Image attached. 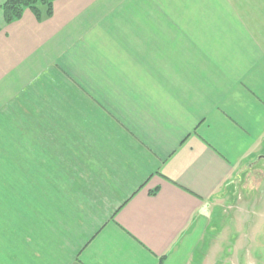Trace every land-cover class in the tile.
<instances>
[{
  "label": "crops",
  "instance_id": "crops-1",
  "mask_svg": "<svg viewBox=\"0 0 264 264\" xmlns=\"http://www.w3.org/2000/svg\"><path fill=\"white\" fill-rule=\"evenodd\" d=\"M262 155L264 0L0 11V264H193Z\"/></svg>",
  "mask_w": 264,
  "mask_h": 264
},
{
  "label": "rangeland",
  "instance_id": "rangeland-1",
  "mask_svg": "<svg viewBox=\"0 0 264 264\" xmlns=\"http://www.w3.org/2000/svg\"><path fill=\"white\" fill-rule=\"evenodd\" d=\"M260 157L214 197L193 264H264V155Z\"/></svg>",
  "mask_w": 264,
  "mask_h": 264
},
{
  "label": "trees",
  "instance_id": "trees-1",
  "mask_svg": "<svg viewBox=\"0 0 264 264\" xmlns=\"http://www.w3.org/2000/svg\"><path fill=\"white\" fill-rule=\"evenodd\" d=\"M52 3L53 0H4L0 11L6 25L19 20L25 10H29L40 21L43 17L52 15ZM154 193L155 191L152 192Z\"/></svg>",
  "mask_w": 264,
  "mask_h": 264
},
{
  "label": "water",
  "instance_id": "water-1",
  "mask_svg": "<svg viewBox=\"0 0 264 264\" xmlns=\"http://www.w3.org/2000/svg\"><path fill=\"white\" fill-rule=\"evenodd\" d=\"M259 158H261V157H259ZM259 158H258V159H259ZM263 159H264V157H263Z\"/></svg>",
  "mask_w": 264,
  "mask_h": 264
}]
</instances>
